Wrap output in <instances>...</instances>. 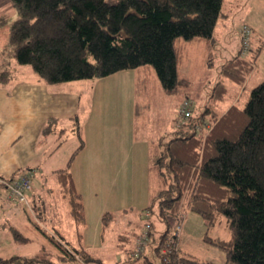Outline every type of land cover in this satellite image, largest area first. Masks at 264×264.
Wrapping results in <instances>:
<instances>
[{
  "label": "trees",
  "instance_id": "16d2710c",
  "mask_svg": "<svg viewBox=\"0 0 264 264\" xmlns=\"http://www.w3.org/2000/svg\"><path fill=\"white\" fill-rule=\"evenodd\" d=\"M9 1L17 15L8 39L13 58L18 65L31 67L42 81L58 85L149 66L162 91L167 95L184 94L182 101L190 100L184 92L190 82L178 76L182 48L177 43L180 39L201 41L210 59L216 25L224 17L225 3V0ZM244 25L250 28L247 24L241 26ZM237 33L239 36V30ZM251 36L252 30L246 56H241L239 49L220 65L219 80L209 95L211 104L199 112L192 101V114L179 125L174 122L169 136L162 135L154 141L152 165L161 187L145 208L150 214L148 246L151 247L155 235L151 217L155 216L163 227L158 244L151 247L152 257L143 253L134 259L136 264H213L176 248L177 236L171 232L188 211L198 214L208 228L225 219L227 240L213 239L207 234L204 237L206 243L225 254L224 264H264V81L250 91L241 107L234 104L223 113L215 108L225 100L224 81L241 87L254 68L264 42L255 45ZM178 108L173 121H177ZM76 135L80 146L75 153L82 147L77 128ZM69 163L56 176L71 218L81 224L83 206L67 170ZM109 216V213L102 216V229L108 226ZM32 224L55 246L60 253L58 257L65 263L102 264L84 249H76ZM164 249L167 251L163 252ZM33 262L19 256L0 260V264Z\"/></svg>",
  "mask_w": 264,
  "mask_h": 264
},
{
  "label": "rangeland",
  "instance_id": "374dc122",
  "mask_svg": "<svg viewBox=\"0 0 264 264\" xmlns=\"http://www.w3.org/2000/svg\"><path fill=\"white\" fill-rule=\"evenodd\" d=\"M5 10L7 12L1 16V19L6 18L7 21L11 20L10 23L6 22L7 27H9L8 32H10L11 24L17 15L9 0L6 3ZM243 24L250 25L253 28L254 35L251 38L255 45H260V42H264V0H225L224 17L216 25L218 38L212 47L210 59L207 58L209 51L205 48L206 46L198 40H193L189 44L182 46L184 48L189 46L190 49L188 51L181 49V58L179 60L181 63L178 66V76L189 80L190 85L186 89L189 95L188 98L193 101V106L197 111L201 112L206 105L211 104L209 95L213 86L219 80L218 70L220 65L231 56L236 55L240 49L237 30ZM179 43L187 42L180 39L177 44L182 45ZM7 47H9V42H7ZM12 60L14 61L13 57ZM26 67L29 69L28 73L31 71L34 80H38L50 88L54 87L55 90L75 94L76 97H79L81 107L85 102L88 105L90 104L91 96L96 88L107 90L108 94L106 96H109V98L103 105V111L109 115L107 122L113 121L114 124L119 126V132L121 133L124 120H126V130L122 131V135L124 136L123 151H130V159H128L123 173L120 175L114 173L103 174L95 177L98 185L103 184L104 181L109 182L112 178L114 180L108 184V186H111V189H96L93 196L91 194L94 184L81 181L80 186L85 200V208L83 210L84 220L81 224H75L74 222V224H68L64 222L62 226L65 231L60 228L58 230L73 235L79 233L86 244L96 240L98 247L91 249L88 253L92 257L99 259L102 264H136L135 258L131 254L127 258V255L123 254V249L116 247L119 244L117 235L123 233V228H127L131 232L139 228L142 229L144 226V222L146 221L144 218L145 208L149 205L152 194L160 187L153 165H151V170L148 165V144L145 140H153L162 135H170L175 122L172 121L171 124L170 116H174L176 112L171 111V109L184 95L165 94L152 68L149 66L146 67L151 72L150 75L146 74V78L137 77L140 70H125L122 71L123 74L115 73L104 78L71 81L58 85L42 81L32 71L31 67ZM262 81H264V43L256 66L244 85L245 88L239 92V87L236 84L226 81L229 88L227 96L223 102L215 105L216 110L221 113L223 108H226L233 101L234 104L242 106L250 91ZM129 86L136 88V90L132 91L133 94L130 99L127 98L130 97V94L126 95L127 90L123 93L120 90V88H128ZM232 90H235L234 94L238 95L236 99H234V95L230 97ZM131 119L132 121H130ZM130 123L132 124L131 126ZM50 137L46 136V139L49 140ZM76 137L75 134L69 131L65 134L64 139L65 141L67 140L66 144H64L65 150L71 144L76 143ZM133 138L135 141L131 142ZM46 139H42L38 154L34 157L37 161L42 162V160L46 159L45 153L49 147L46 144ZM84 153L78 156V163L85 164L87 162L89 156L86 158L83 156ZM137 156L139 157L138 162ZM151 163L152 160L150 158ZM79 175L82 178L89 177V174L86 173H79ZM40 176L42 174H37L32 179L33 185L36 184V181H40ZM46 176L49 178L50 174H46ZM48 183L52 184V179L48 180ZM49 187L52 188L50 185ZM142 195H145L146 198H144V204L140 205L144 201V199L143 201L141 199ZM107 199L109 202H106ZM99 206H106L100 219L95 212ZM123 206L130 207L124 208ZM14 211L20 217L17 222L12 221V209L0 200V225L2 224L0 226V260L11 256H19L34 260L32 264H45L47 262L70 264V262L65 263L58 257L60 253L55 246L33 226L32 223L34 222L40 227H45L41 218L36 214L35 206L26 208L23 205H19ZM105 213H109V221L112 222L108 230L102 229L104 222L101 218ZM150 220L155 225L154 242L151 243V247H153L158 244V235L163 226L157 221L155 216L151 217ZM224 222L225 219L222 218L218 223L224 224ZM47 225V228H52L50 224L47 223ZM74 227H77V230L72 232L71 229ZM71 244L74 248L79 249L78 245ZM151 247L147 246L146 250L150 258L152 257Z\"/></svg>",
  "mask_w": 264,
  "mask_h": 264
},
{
  "label": "crops",
  "instance_id": "0c3cea01",
  "mask_svg": "<svg viewBox=\"0 0 264 264\" xmlns=\"http://www.w3.org/2000/svg\"><path fill=\"white\" fill-rule=\"evenodd\" d=\"M7 2L8 0H0V179L17 177L22 174H30L33 179L37 174H42L40 181H36L35 185L32 184L30 193L31 205L32 207L35 206L36 214L41 218L45 226L42 228H44L48 235H55L72 247L74 246L71 243L78 245L79 249L89 252L91 249L98 247L96 240L86 244L79 233L73 235L58 230L60 228L65 231L62 226L64 222L68 224H74L75 222L72 221L73 219L70 216L67 198L60 191L56 173L65 169L68 162H70L67 170L71 176L75 191L81 196L84 210L85 200L80 182L94 184L92 194L90 193L91 196L94 195V190L96 189H111V186H108V184L114 178L109 180V182L104 181L103 184L98 185L95 177L112 173L120 175L123 173L128 159H130V151H123L124 136L122 135V131L126 130V120H124L121 133L119 132V126L114 124L113 121L107 122L109 115L103 111V105L109 98V96H106L108 94L107 90L96 88L91 96L90 104L88 105L85 102L81 107L79 97H76L75 94L55 90L54 87L50 88L40 81L34 80L31 71L28 73L29 69L26 66L18 65L14 62L15 60H12V50L10 47H7L9 27H7L6 22L10 23L11 20L7 21L6 18L1 19V16L7 12L5 10ZM248 26L252 30V35H254L253 28L250 25ZM259 36L261 37V35ZM201 43L205 45L203 42ZM181 44L182 50L188 51L190 49L189 46L187 48L182 47L185 44H189V42ZM134 70H140L138 71V78H144L146 74L150 75L151 72L147 67H140ZM252 72L246 81L250 78ZM117 74L123 73L120 71ZM226 81H224V84L228 93L229 88ZM244 85L238 86L239 92L245 88ZM120 90L121 93L127 90L126 95L130 94V97H126L130 99L133 94L132 91L136 90V88L129 86L128 88H120ZM184 92L188 95L187 90ZM234 93L235 90H232L230 97L234 95V99H236L238 95ZM184 97L175 103L171 111H176ZM231 105H234V101L226 108H223L221 113L226 111ZM174 116H170L171 124L175 118ZM76 128L82 140V147L77 153L75 152L80 146L78 137H76V143L71 144L66 150L64 148V144L67 141L64 139L65 134L69 131L76 135ZM46 136L51 137L48 140ZM157 138L145 140L148 144L147 159L150 170L152 165V163L150 164V158L152 160L153 145ZM42 139H46V144L49 147L45 153L46 159L41 162L37 161L34 157L38 154ZM135 140L133 138L131 142ZM83 152H85L83 156L86 158L89 156L85 164L78 163L77 161L78 156ZM138 158L137 156V162ZM79 173L89 174V177L82 178ZM46 174H50V177L48 178ZM50 179L53 181L52 184L48 183ZM158 180L161 187L159 177ZM144 198H146L145 195H142V201ZM0 200L12 209V221H19L20 217L14 211L19 205L5 201L1 196ZM106 202H109V200L107 199ZM144 202L145 199L140 205H143ZM123 207L127 208L130 206ZM104 209H106V206L96 208L95 212L99 219ZM219 221L211 228H208L206 222L198 214L189 211L185 212L179 224L180 231L177 235L176 248L182 253L191 255L198 260L213 264H224L225 254L220 249L204 241L206 234L213 239H228L226 222L223 224L218 223ZM47 223L52 228H47ZM111 224L112 222L109 221V227L107 226L105 230H108ZM140 229L129 232L127 228H123V233L117 235L119 244L116 247L123 249V254L125 253L127 258L134 250L135 240L142 230ZM71 230L74 232L77 230V227ZM124 233H129L130 235ZM144 254H147L146 251Z\"/></svg>",
  "mask_w": 264,
  "mask_h": 264
},
{
  "label": "built area",
  "instance_id": "2783aa9c",
  "mask_svg": "<svg viewBox=\"0 0 264 264\" xmlns=\"http://www.w3.org/2000/svg\"><path fill=\"white\" fill-rule=\"evenodd\" d=\"M250 35L251 30L247 26H241L239 29L240 39V54L246 56L250 47ZM192 114V101L186 99L182 101L177 112V121L175 125L181 124ZM0 196L5 201H8L15 205H23L26 208L32 207L30 204V193L32 190V175L22 174L13 178H1L0 179ZM149 212L145 210L144 226L135 240L134 250L130 253L133 258H138L145 251L150 243V223ZM148 219V220H147ZM180 231V225L175 226L171 232L172 236H177ZM170 242V241H169ZM167 251L166 249L163 252Z\"/></svg>",
  "mask_w": 264,
  "mask_h": 264
}]
</instances>
